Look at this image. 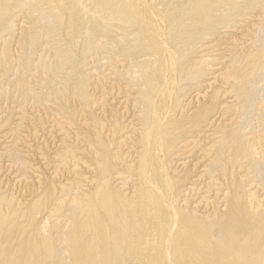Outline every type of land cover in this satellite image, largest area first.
Instances as JSON below:
<instances>
[{
  "label": "rangeland",
  "instance_id": "rangeland-1",
  "mask_svg": "<svg viewBox=\"0 0 264 264\" xmlns=\"http://www.w3.org/2000/svg\"><path fill=\"white\" fill-rule=\"evenodd\" d=\"M145 1L152 49L134 48L139 33L112 18V39L91 33L96 11L74 41L29 5L0 29V224L19 258L39 262L31 241L50 238L57 257L40 263L72 264L74 227L98 189L121 206L146 183L160 192L143 176L151 157L173 217L218 224L237 197L264 217V0L215 7L188 44L179 36L193 13L172 30L164 0Z\"/></svg>",
  "mask_w": 264,
  "mask_h": 264
},
{
  "label": "bare ground",
  "instance_id": "bare-ground-1",
  "mask_svg": "<svg viewBox=\"0 0 264 264\" xmlns=\"http://www.w3.org/2000/svg\"><path fill=\"white\" fill-rule=\"evenodd\" d=\"M190 1L164 0L166 4L164 11L173 12L170 17L172 30L176 28L177 21L182 16L188 12L193 13L191 29L185 26L183 34L179 36L187 44L191 43L196 36L198 24L208 26L215 20V7L232 1L234 8H238L244 0ZM23 5H29L30 8L39 12L43 22L59 23L62 30L70 35L72 41L86 32L85 16H88L91 11L100 13V16L97 18L93 14L87 18L90 24L89 31L108 40L113 37L109 27L102 20L109 18L115 22L127 23L139 33L142 41L134 48L152 49L158 38V32L148 20L149 7L145 0H38L37 3H30L28 0H0V29L7 26L8 20L20 11ZM121 48L126 47L122 45ZM68 53L71 55L72 49L68 50ZM242 73L239 75L242 76ZM150 139L151 142L157 141L158 134L151 135ZM162 174L157 169L155 158H147L143 163V176L149 183L154 181L160 185L158 188L160 192L146 183L141 188L137 200L132 203H123V206L119 205L115 195L111 193V187L108 189L102 186L98 189L97 198L91 197L94 199L93 203L82 210V218L80 217L78 224L76 223L77 226L74 227L70 242L71 263L264 264V217L257 218L256 215L250 214L251 211L248 212L243 208V202L238 197L234 199L229 214L219 223L216 222L218 224H214L218 225L216 229L212 223L205 224L199 219L186 215L185 212H176L178 216L173 217L174 214L170 207L168 208L166 198L168 183ZM116 198L118 199L117 196ZM77 217L79 218L78 215ZM3 223L0 224V243L3 241L7 243L4 239L6 234H1L4 228ZM14 233L13 230H9L7 235L12 236ZM32 239L29 238L30 241ZM37 239L38 241H31L32 248L26 250V255L31 256L32 252L36 256L34 250L41 248L42 259L39 262H32L34 260L28 259V256L24 259L19 258L16 252L18 250L15 251L13 248L10 251L7 243L0 251V264H41L43 259H52L55 255L57 257L52 239L39 240L38 237ZM26 247L28 248V244ZM167 256L172 260H166Z\"/></svg>",
  "mask_w": 264,
  "mask_h": 264
}]
</instances>
